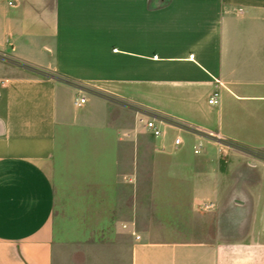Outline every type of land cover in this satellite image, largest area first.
I'll list each match as a JSON object with an SVG mask.
<instances>
[{
    "label": "crops",
    "instance_id": "crops-1",
    "mask_svg": "<svg viewBox=\"0 0 264 264\" xmlns=\"http://www.w3.org/2000/svg\"><path fill=\"white\" fill-rule=\"evenodd\" d=\"M0 54V264H264V0H0Z\"/></svg>",
    "mask_w": 264,
    "mask_h": 264
},
{
    "label": "rangeland",
    "instance_id": "rangeland-1",
    "mask_svg": "<svg viewBox=\"0 0 264 264\" xmlns=\"http://www.w3.org/2000/svg\"><path fill=\"white\" fill-rule=\"evenodd\" d=\"M0 63L4 64L6 68L9 66H12L15 64L14 60L5 57L0 54ZM16 66V65H15ZM28 69V68H27ZM29 70V69H28ZM144 155L149 158L148 162L144 163V168H142V176L138 178V185L137 189H152V178H151V150L147 146V149L144 151ZM121 189H129L128 186L125 188V186H121ZM153 202L152 201H146L143 204L142 211L145 216L149 217L144 218L145 220H141L139 223L140 227L146 228L149 222H156L157 221V216H156V211L153 208ZM139 222V221H138ZM143 222V224H142ZM80 248V250H79ZM82 249V250H81ZM83 247H77V245H72V244H64L62 245V248L60 252L57 254L56 257V264H84L85 262H89L91 264H106V254L105 252H100L99 249L96 248V251H93V253H90L88 255L84 254ZM96 252L97 256L94 255ZM108 256V255H107Z\"/></svg>",
    "mask_w": 264,
    "mask_h": 264
},
{
    "label": "built area",
    "instance_id": "built-area-1",
    "mask_svg": "<svg viewBox=\"0 0 264 264\" xmlns=\"http://www.w3.org/2000/svg\"><path fill=\"white\" fill-rule=\"evenodd\" d=\"M219 96H220L219 91H215L213 93L212 97L209 99V102L211 104H218ZM85 102H86L85 96H81L80 98H78L76 100L77 105H82ZM139 122L143 123L146 130L149 133H151L152 135H154L155 137H159V136L163 135V133H164L163 125L166 123V121L164 119H160L157 116H147L145 114H141L139 117ZM181 123L184 124V126L187 129H190L196 133H199V135H201V137H203V138L213 139L214 141H216L219 144H223L225 141V139L221 133L209 130V129L201 127V126L192 125V124L185 123V122H181ZM182 144H183V139L181 137H176L175 145L181 146ZM194 152L197 154L202 152V143L201 142H199L197 145L194 146ZM137 237H139V236H137Z\"/></svg>",
    "mask_w": 264,
    "mask_h": 264
}]
</instances>
